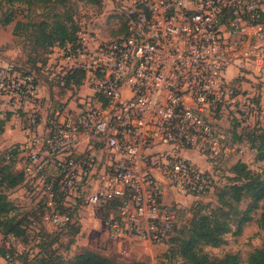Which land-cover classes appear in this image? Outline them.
Listing matches in <instances>:
<instances>
[{"label": "built area", "instance_id": "2783aa9c", "mask_svg": "<svg viewBox=\"0 0 264 264\" xmlns=\"http://www.w3.org/2000/svg\"><path fill=\"white\" fill-rule=\"evenodd\" d=\"M103 1L123 18L125 33L100 40L81 29L76 48L54 46L42 73L82 72L92 92L82 106L47 117L45 131L27 141L21 168L47 208L45 224L55 229L70 221L54 207L57 192L65 207L79 209L129 191L104 227L111 238L150 248L168 238L177 217L162 201L167 189L191 196L214 189L211 173L183 152L218 158L231 145L218 116L237 102L243 117L251 115L253 102L228 73L264 67V0ZM38 81L35 72L5 67L0 98L24 110L40 101ZM38 113H28L30 125ZM13 240L0 234V243Z\"/></svg>", "mask_w": 264, "mask_h": 264}, {"label": "rangeland", "instance_id": "374dc122", "mask_svg": "<svg viewBox=\"0 0 264 264\" xmlns=\"http://www.w3.org/2000/svg\"><path fill=\"white\" fill-rule=\"evenodd\" d=\"M64 13L72 14L74 20L79 24L80 29H84L100 40L116 38L123 32L121 28L122 19L113 9L112 4L106 1L50 0L27 4L24 2H7L6 0H1L0 70L8 66H12L13 68L20 67L22 69L37 67V64L33 65L36 63L34 60H43L47 53L41 48H38L37 52L33 51V40L30 39L31 33L38 26L39 22L46 21L52 23L56 15ZM7 16H13L12 21L7 25L1 24V21ZM53 49L48 59L51 58ZM39 73L41 74L39 76L40 81H38V83H40L38 87L40 101H36L33 107L34 109L38 108L37 105L40 108L43 107V112H41L40 109H36L39 112L38 123L43 122L42 117L47 118L50 116L51 108L56 106L54 102L56 99L59 100V103L62 102L60 100H68V105H66V107H72L76 103L82 106V101L86 103L89 101V93L92 91L86 86L84 81H81L79 85H74L70 89L63 87L59 88L56 85L50 87L49 82L53 81L49 80V75L41 72ZM50 73L56 74L55 69H50L48 74ZM228 74L235 77L236 86H238L239 83V91L241 94L247 96L251 102H253V110L250 116L243 117L237 102L234 109L224 110L218 117V126L227 134L228 140H231V145L230 151L222 153L218 160H207L209 164H204V166H206L204 169L211 173L213 177L212 181L215 185L230 182L231 167L237 160L245 161L252 170L260 171L264 169V161L255 159V150L249 148L246 139L247 135H244L247 132H254L255 134L264 132V67L261 70H257L255 67L250 68V70L246 68H234ZM46 76L48 79H45ZM58 76H60L59 73L54 75V78L56 79ZM41 81L45 86L44 88H42ZM93 99L92 97L91 102H93ZM12 109L16 110L17 113L23 110L13 105H6V101L0 98V112H2V116L5 112H12ZM22 112L21 114L27 113L26 111ZM25 117L26 121H28V116L25 115ZM8 132V134L7 132L0 134V153L7 148V145L10 146L9 144L13 146L21 139L27 141L33 135H38V131H35L29 135L25 134L24 138L22 137L21 131L18 130L14 124H12ZM240 134H243V137H240ZM81 146L83 148L84 144L82 143ZM105 154L108 156L107 153ZM30 187H28L26 183H20L14 188L7 189L4 187V184H0V190H3L7 194L8 199L13 204L14 209L12 213H16L18 217L26 214L24 225L27 226V229L25 235L21 237V241L17 245L18 250L26 251L28 254H35L38 250V246H40V243L43 241L41 244L52 242V248L64 258H70L81 249L89 248L104 255L113 256L117 261L121 262L139 260L142 261L143 264H183L181 258L172 252L171 247L173 245L170 242L165 243L164 241L162 244L156 245L154 247L156 251H153L152 258L144 255H139V258H137L138 255L136 250L128 253L125 249L115 248L116 245L113 247V243H116L107 235L102 227L103 220L100 219L101 215L98 206H91L88 204L83 206V210L86 213L88 231H83L76 236L68 229L59 231L46 225L42 222L39 213H36V215L32 214L36 208L39 192L32 184H30ZM213 193L212 191L204 194L203 199L215 203V196ZM248 203V199H243L240 203V208H245ZM178 204L181 203L173 202V205L176 207L179 206ZM187 204L184 203V205ZM258 204V208L252 210L250 220L243 225L239 234H233L235 225L234 222H232L231 231L225 235V243L219 247H206V251L212 256L219 257L228 252L237 253L240 257L241 264H247L249 253H251L253 249L259 247L264 240V220L261 218V214L264 211V201H260ZM189 217L190 213L185 212L184 209L180 216V220L182 222ZM177 228L178 226L176 225L174 231ZM103 232H105L108 238L104 239V237L101 236L97 237ZM55 235L57 239L54 240ZM41 236L44 238L40 240ZM135 241L139 242L142 247H144L140 241L135 239L131 240V242L137 243ZM4 244L6 245V243ZM0 264H8V262L0 257Z\"/></svg>", "mask_w": 264, "mask_h": 264}, {"label": "trees", "instance_id": "16d2710c", "mask_svg": "<svg viewBox=\"0 0 264 264\" xmlns=\"http://www.w3.org/2000/svg\"><path fill=\"white\" fill-rule=\"evenodd\" d=\"M6 1L32 4L50 0ZM86 1L90 2L93 0ZM97 1L104 2L103 0ZM119 17L122 19L121 28L123 30L122 34H124L125 29L123 26V18L121 16ZM12 19L13 16H7L1 21V24L7 25ZM80 30V26L74 20L73 15L68 13L56 15V18L52 23L46 21L39 22L38 26L31 33L30 39L33 40V51L37 52L38 48H41L47 53L46 56L43 60H34L36 63L33 65L37 64V67H28L27 69L14 67V69L23 74L35 72L39 77L41 75L39 72L42 73L41 67L48 61L49 54L52 52L54 46L66 47L69 45L71 48H76L79 45L78 32ZM45 79H48L47 76ZM49 80L53 81L49 82L50 87L56 85L59 88L63 87L70 89L74 85H79L81 81H83V73L79 71L68 72L64 75L58 76L56 79L52 77ZM231 84L239 91V83L238 86H236L235 80H233ZM58 101L59 100L57 99L54 101L56 106L51 108L50 116H52L55 110H61L66 107V102L59 103ZM1 113L2 112H0V114ZM12 113L13 112H5L3 117H0V132L3 130L6 120L12 115ZM26 124L31 130H35L36 123L30 125V123L26 121ZM244 135H247L246 139L249 148L255 150V159L258 161H264V132H260L259 134L247 132ZM239 136L243 137V134H240ZM230 143L231 140L229 141V144ZM8 152L10 157L6 158ZM16 156L17 152L15 146L5 148L0 153V184H4V187L7 189L14 188L20 183H26L28 187L32 184L37 188L36 183L28 178L22 168L14 170ZM209 159L211 161H216L219 157L216 159ZM230 173V182L214 184L213 194L215 196V203L204 200V194H198L195 196L197 199L188 207L190 217L185 221L181 222L180 220L182 210L172 205L177 212V217L165 243L170 242L173 245L171 247L172 252L181 258L183 264H241L240 257L237 253L228 252L220 257L212 256L206 251V247L214 248L224 244L225 235L232 229V222H234L235 225L233 234H239L243 225L250 220L252 210L258 208V203L260 201H264V169L255 171L252 170L245 161L237 160L232 165ZM130 195L131 193L128 191L123 196L107 199L99 205L100 214L103 220L110 216H119L118 207L123 204L124 201L129 200ZM243 199H248L249 203L245 208H240V203ZM54 207L58 212H68L70 215L69 223L62 228H56V230L61 231L68 229L74 236H76L80 231V225L77 219L78 208L69 209L65 207L60 192H57L55 195ZM13 209V204L8 199L7 194L3 190H0V234L4 238L8 235H12L14 238L13 242L6 245L0 243V257L5 259L8 263L143 264V262L139 260L131 262L117 261L113 256L104 255L89 248H83L79 252L74 253L70 258H64L52 248V242L41 244L43 241L40 243V246H38V250L35 254H28L26 251H20L18 250L17 245L20 243L21 237L26 233L27 226L24 225L26 214L18 217L16 213H12ZM46 212L47 208L37 202L36 208L32 214L36 215V213H39L42 222H44ZM261 218L264 220V211L261 214ZM176 225L178 228L174 231ZM43 238L44 237L41 236L40 240ZM55 239H57L56 235L54 240ZM247 264H264V240L259 247L253 249V251L249 253Z\"/></svg>", "mask_w": 264, "mask_h": 264}, {"label": "crops", "instance_id": "0c3cea01", "mask_svg": "<svg viewBox=\"0 0 264 264\" xmlns=\"http://www.w3.org/2000/svg\"><path fill=\"white\" fill-rule=\"evenodd\" d=\"M41 84H42V88H44L45 86L43 85L42 81H41ZM56 97H58V96H56ZM60 101H62L64 103L66 102V105H68V102H67L68 100H60ZM34 105L35 104L28 105L27 107H25L24 110H21L19 113H16V114L12 113V115H10V117L6 120V122L4 124V127H3V130L0 132V134H3L5 132H7V134H8L9 133L8 131L11 129L12 124H14V126L16 128H18V130L21 131L22 137H24V138H25V134L29 135V134H32V132H35V131H38V133L42 132L43 130L45 131L47 118L42 117L43 118V122L38 123V120H37V123H36V126H35V130H32L31 133H27V126L28 125L26 124L25 115L28 116V113L34 109L33 108ZM37 107L38 108H36V109H40V111L43 112V107L40 108L38 105H37ZM22 111H26L27 113L26 114H21V113H23ZM0 117H3V116L0 114ZM27 119H29V118L27 117ZM28 122H29V120H28ZM22 128H23V130H22ZM27 141L25 139H23V140L21 139V140L17 141L16 145H13V146H15L16 152H17L15 165H14V170H19L22 167L23 160H24V154L29 149L27 147ZM9 145L10 146L7 145V148L13 147V146H11L12 144H9ZM183 154H184V156L190 158L192 161H194L196 164H198L202 168L206 167V166H204V164H207L208 161L210 160L204 154H202V153H200V152H198L196 150H192V149L185 150L183 152ZM196 199L197 198L194 197V196L185 195V194L176 192L175 190H172V189H167L166 192L162 196V201L164 203H166V204L173 205V202H177V203L180 202L181 204H178L179 205L178 208H180L182 210L181 213L183 212L184 209H185V212L188 213V207ZM184 203L185 204L189 203L190 205L189 204L184 205ZM181 205H183V206H181ZM77 219H78V222H79V225H80V231L78 232V234L79 233L81 234L83 231H85V232L88 231L87 224H86V213L83 210V207L79 208L77 210ZM100 219L103 220L102 216H100ZM102 227L106 231V229L104 227V220H103ZM106 233H107V231H106ZM107 235L105 234V232H103L102 234L98 235L97 237L101 236V237H104V239H106V238H108ZM111 239L116 243V244L113 243V247H114V245H116L115 248H117V249H121V248L125 249L128 253L129 252L131 253L133 250H136V253L138 255L137 258H139V255H141V256L142 255L149 256L150 258H152L153 257V253H154L153 251H156L155 248H154L155 246L150 247V248H144L137 241H135L137 243L131 242V240H133V239L128 238V237H115V238H111Z\"/></svg>", "mask_w": 264, "mask_h": 264}]
</instances>
